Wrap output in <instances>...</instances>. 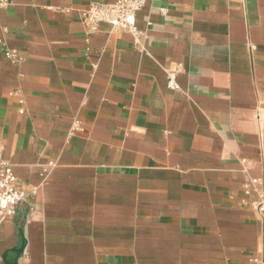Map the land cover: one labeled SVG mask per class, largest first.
I'll return each instance as SVG.
<instances>
[{"label": "crops", "instance_id": "1", "mask_svg": "<svg viewBox=\"0 0 264 264\" xmlns=\"http://www.w3.org/2000/svg\"><path fill=\"white\" fill-rule=\"evenodd\" d=\"M6 1L1 157L36 191L0 264H254L264 0H146L137 38L81 22L115 0Z\"/></svg>", "mask_w": 264, "mask_h": 264}, {"label": "built area", "instance_id": "2", "mask_svg": "<svg viewBox=\"0 0 264 264\" xmlns=\"http://www.w3.org/2000/svg\"><path fill=\"white\" fill-rule=\"evenodd\" d=\"M146 0H115L110 4H92L86 10L80 13L81 22L90 32L95 31L99 25L110 26L112 31H123L131 34L135 38L139 34L135 27L136 14L142 9ZM6 0H0V6L7 5ZM137 44V42H136ZM4 56L16 59V53L10 50H4ZM167 87L171 90H177L174 77L167 74ZM2 146L0 145V225L13 217L16 207L28 196L33 195L36 188H32L30 193H24L17 189L16 179L12 171V166L1 157ZM53 165L49 164L42 170L41 178L43 180L49 174ZM251 184H261V180H253ZM253 209L262 217V225L259 231V237L262 243L260 256L253 260L254 264H264V192H258V200L252 204Z\"/></svg>", "mask_w": 264, "mask_h": 264}]
</instances>
